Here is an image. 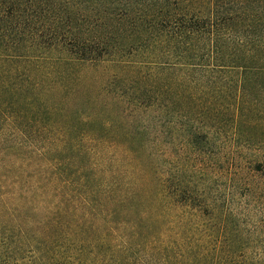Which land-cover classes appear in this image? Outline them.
<instances>
[{
    "label": "trees",
    "instance_id": "16d2710c",
    "mask_svg": "<svg viewBox=\"0 0 264 264\" xmlns=\"http://www.w3.org/2000/svg\"><path fill=\"white\" fill-rule=\"evenodd\" d=\"M0 264H264V0H0Z\"/></svg>",
    "mask_w": 264,
    "mask_h": 264
},
{
    "label": "rangeland",
    "instance_id": "374dc122",
    "mask_svg": "<svg viewBox=\"0 0 264 264\" xmlns=\"http://www.w3.org/2000/svg\"><path fill=\"white\" fill-rule=\"evenodd\" d=\"M171 152H172V154L174 156L172 158H175V163L177 164V167H181V165L185 162V159H186L187 156H186V153L183 152L182 147L180 146V143L176 144L175 145V148L172 149ZM167 157H166V152H164L163 153V159H164V161L165 160H169ZM168 166L169 165L166 164V163L163 166V168H164L163 170H164L165 173L167 172V170L169 168Z\"/></svg>",
    "mask_w": 264,
    "mask_h": 264
}]
</instances>
